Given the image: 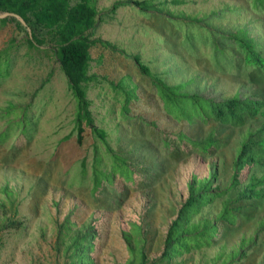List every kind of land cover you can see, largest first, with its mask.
<instances>
[{"label":"rangeland","instance_id":"1","mask_svg":"<svg viewBox=\"0 0 264 264\" xmlns=\"http://www.w3.org/2000/svg\"><path fill=\"white\" fill-rule=\"evenodd\" d=\"M132 1L97 0L92 37L139 54L155 76L185 83L184 91L264 100V68L247 65L231 37L245 31L264 55V4L152 0L144 11ZM34 35L42 43L32 46ZM56 43L54 32L0 9V56L9 64L0 75V264H264V197L241 198L245 182L232 186L238 150L264 115L242 125L176 119L132 57L98 43L84 107L106 137L86 127L79 143L83 108ZM125 90L133 91L128 102ZM180 134L195 141L214 134L217 142L202 152ZM116 153L129 160L132 177L114 168ZM99 171L111 177L97 186ZM249 171L261 175L264 165ZM209 191L220 195L184 216L191 196ZM225 206L235 223L221 218ZM178 219L183 228L215 231L208 243L164 258Z\"/></svg>","mask_w":264,"mask_h":264},{"label":"trees","instance_id":"2","mask_svg":"<svg viewBox=\"0 0 264 264\" xmlns=\"http://www.w3.org/2000/svg\"><path fill=\"white\" fill-rule=\"evenodd\" d=\"M97 0H0V9L14 12L20 15L24 20L37 26L47 28L57 36V55L61 67L65 72L72 89L74 90L78 101L83 109L79 113L78 141L83 142L86 127L92 128L98 132L102 139L106 137V131L92 125V118L87 107L86 87L94 79V76L88 73V67L91 61L90 48L93 45L101 44L114 51H121L128 57H132L139 71L150 78L152 84L156 87L159 98L163 102L164 110L176 119H185L193 121L198 117L201 120H214L220 123L242 125L246 117L262 114L264 115V100L253 98H242L236 95L232 98L218 100L200 93H190L184 91L185 83L170 85L162 78L155 76L150 66L146 64L139 54L128 55L125 50L120 49L112 42L92 37V29L96 25V16L98 14ZM180 0H174V3H180ZM264 4V0H257ZM134 5L141 10L149 11L154 8L152 0H133ZM118 2L114 4L113 9L117 7ZM5 20V19H2ZM236 44L244 51V59L247 65H255L264 68V55L256 48L253 40L246 37L245 31H239L231 36ZM42 43L37 36L30 39L32 46L36 43ZM9 70L8 61H2L0 56V75ZM116 87H121L120 83ZM124 90V89H123ZM132 90H125L127 102L132 95ZM132 96V97H131ZM125 109H128L127 105ZM27 118H24V121ZM27 124H25L26 127ZM25 130V128H24ZM6 133L0 136V141ZM180 140H184L202 152H207L216 144L214 134H211L203 141H195L185 135H179ZM115 169H119L127 177H132V168L129 160L119 154L114 155ZM255 165H264V124L243 140L238 155L235 160V171L232 179V186H237L245 182L243 191L240 195L244 199H260L264 197V173L258 175L256 172H250L249 167ZM246 174V177L243 175ZM110 174L99 171L96 174L97 186L101 181L110 178ZM248 177V178H247ZM229 189V188H227ZM220 195L209 191L208 196L205 193L193 194L187 202L188 207L183 210L184 216L198 210V205L207 202L210 197ZM189 209V211H188ZM237 214L232 209L225 206L221 212V218L228 223H235ZM190 215L188 216V219ZM10 226L18 227L20 222L13 220ZM201 230L197 224H191L183 228L181 219H178L168 231L167 247L165 257H170L178 253L183 248L192 245L208 243L211 240L212 227L204 225ZM183 228V233L181 229ZM2 238L0 235V248Z\"/></svg>","mask_w":264,"mask_h":264}]
</instances>
